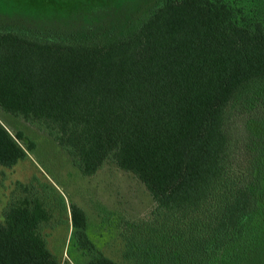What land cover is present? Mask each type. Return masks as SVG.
<instances>
[{
	"label": "trees",
	"instance_id": "obj_1",
	"mask_svg": "<svg viewBox=\"0 0 264 264\" xmlns=\"http://www.w3.org/2000/svg\"><path fill=\"white\" fill-rule=\"evenodd\" d=\"M238 13L225 0H165L122 39L0 28V109L52 137L83 176L112 163L153 199L123 237L122 262L97 249L71 204L86 264H250L264 190L255 195L257 177L247 179L237 151L246 134H264L248 120L264 109V20ZM23 139L0 123V166L25 158ZM34 201L4 210L0 264H60L41 233L46 207Z\"/></svg>",
	"mask_w": 264,
	"mask_h": 264
},
{
	"label": "rangeland",
	"instance_id": "obj_2",
	"mask_svg": "<svg viewBox=\"0 0 264 264\" xmlns=\"http://www.w3.org/2000/svg\"><path fill=\"white\" fill-rule=\"evenodd\" d=\"M113 1L116 7L103 6ZM225 1L240 12V17L264 20V0ZM120 2L0 0V28L26 27L47 33L44 35L78 29L100 34L111 30L115 32L114 37L122 39L138 31L165 0H126L121 8ZM97 7H102L98 8L102 11L94 13ZM251 118L264 120V109H256L248 117L251 128L264 132V121L252 124ZM0 123L13 137L22 133L24 139L18 144L26 154L11 168L0 166V222H4L3 212L13 202L35 200L45 205L48 212L49 219L41 233L51 253L60 264H86L87 257L73 239L70 205L76 204L85 212L87 233L97 249L122 262L123 237L136 223L148 219L154 206L145 186L133 174L112 163H106L96 174L85 177L73 165L68 153L44 131L1 109ZM246 137L240 140L237 158L248 180L253 175L258 178L253 188L257 195L264 190V159H260L264 153V134L255 132ZM263 197L264 193L255 200L257 212L262 210L260 207L264 208ZM249 228V238L258 237V244L245 259L250 264H264V217L257 214Z\"/></svg>",
	"mask_w": 264,
	"mask_h": 264
}]
</instances>
